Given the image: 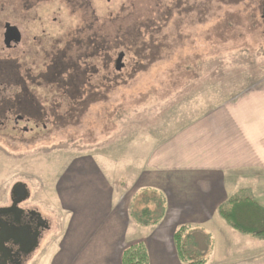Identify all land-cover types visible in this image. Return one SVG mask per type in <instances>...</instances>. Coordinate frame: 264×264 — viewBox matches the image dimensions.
I'll return each mask as SVG.
<instances>
[{
  "label": "rangeland",
  "instance_id": "rangeland-1",
  "mask_svg": "<svg viewBox=\"0 0 264 264\" xmlns=\"http://www.w3.org/2000/svg\"><path fill=\"white\" fill-rule=\"evenodd\" d=\"M32 1L37 2L32 15L47 21L27 26L22 18L30 0H0V114L7 104H14L44 130L34 137L20 131L24 123L16 133L7 123L0 125V144L11 155L0 151V188L16 179L30 185L31 201L46 211L42 216L51 229L27 264H47L68 222L69 208L59 202L57 186L66 172L61 191L68 182L75 190L78 180L85 178L80 174L75 180L68 172L72 162L91 161L93 170L86 178L94 180L75 193V210L99 215L107 209H100L103 204L116 206L119 200L125 209L135 193V180L147 169L152 153L163 152L167 138L264 79L263 0H88L93 21L82 0L74 5ZM4 23L21 34L20 43L9 49L2 43ZM33 36L41 41L31 47L33 61L25 66L22 56ZM67 42L70 46L64 45ZM121 52L125 57L119 72L114 62ZM67 55L71 64L64 62ZM36 65L42 76L53 73L54 79L37 78ZM56 67L61 83L56 81ZM72 69L76 81L90 79H82L76 92L66 85ZM30 73L40 82L32 84L38 90L31 89ZM85 85L92 93L80 90ZM33 96L45 98V104L23 100ZM6 114L13 115L10 110ZM5 134L19 139L10 147L1 138ZM149 191H143L144 201L129 216L144 205L151 209L155 202ZM154 193L161 205L163 198ZM130 219L140 234L147 232L133 216ZM194 232L184 231L192 249H187L182 264L206 260L211 252L209 239L208 249H197Z\"/></svg>",
  "mask_w": 264,
  "mask_h": 264
},
{
  "label": "crops",
  "instance_id": "crops-1",
  "mask_svg": "<svg viewBox=\"0 0 264 264\" xmlns=\"http://www.w3.org/2000/svg\"><path fill=\"white\" fill-rule=\"evenodd\" d=\"M252 87L167 138L163 152L152 153L147 169L135 180V193L125 209L119 200L116 206L103 204L100 209H107L99 215L75 210V193L94 180L86 178L93 170L91 161L72 162L68 172L75 180L80 174L85 178L78 180L75 190L68 182L61 191L66 172L57 184L58 200L69 208L68 222L47 264H121L123 251L138 242L145 245L149 264H182L173 240L180 227L203 234L206 249L211 241L203 264H264V239L240 233L217 213L236 198L252 199L264 210V79ZM144 190L163 198V216L140 234L128 213ZM234 215L240 224L264 223L261 210H232ZM96 218L101 220L97 225Z\"/></svg>",
  "mask_w": 264,
  "mask_h": 264
},
{
  "label": "flooded vegetation",
  "instance_id": "flooded-vegetation-1",
  "mask_svg": "<svg viewBox=\"0 0 264 264\" xmlns=\"http://www.w3.org/2000/svg\"><path fill=\"white\" fill-rule=\"evenodd\" d=\"M63 1H65L64 3H66V5L69 4L74 5L77 3L75 0H63ZM30 2L32 3H29L27 6L24 7V16L22 18V21H26L27 26H30L32 21H47V19H41L39 17H36L35 14L32 15L31 11L33 5L36 4L37 2L34 3L32 0H30ZM81 5L83 7L86 6L89 7L90 10L89 19L93 21L95 17H93V12L90 8L91 6L90 1L82 0ZM53 21H57V18L53 19ZM3 32H4V25H3ZM23 37L25 38L24 34ZM40 41L41 39L33 36L31 40L28 42V45L25 46L26 50L22 56L24 60L25 59L27 60V62H23L26 63L25 66H27L29 60H32V57L29 58V54L34 51L33 49H31V47L34 48L38 47ZM102 42H104V40H102ZM2 43H3V34H2ZM64 45L70 46V43L67 42L64 43ZM88 50L90 53L92 52L91 49ZM25 54L27 55V57L25 56ZM68 57H69L68 55L65 57L64 62L66 64H71L73 62V59L71 57L67 59ZM39 62H43V60L40 59ZM36 67L38 68V72L36 74L37 78L54 79L52 77L53 76L52 73L48 77L42 76L39 72V66L36 65ZM28 71L30 72V70ZM30 75L31 76L29 80L31 83V89L38 90V87H34L32 86V84L39 86L40 82L35 77H32L31 73ZM61 77H62L61 75L58 76L57 78L58 80L56 81L61 83ZM74 77L75 76L72 69V72L70 73L68 79L69 82ZM25 90L28 92L27 87H25ZM23 100L26 102H28L29 100V103L31 104L36 103L37 101H40L42 102V104H45L46 101L45 98L37 97V96L24 98ZM7 110H10L13 115L6 114ZM2 112L3 113L0 114V117H2V119H4L5 121L0 122V125L1 127H4L5 123H7V125H9L10 127V132L12 133L17 132V129L19 128V124L21 123L22 124L24 123V126H22V128L20 129V131L23 134H31V135L35 134L34 137H36L38 136L39 131L44 130L43 124L41 125V128H39V125L32 122L33 120H31L28 116L23 114L20 111V108L14 104H7ZM10 118H12V120ZM8 135L9 134H5V136H2L1 138L3 141L7 142V144H11L10 145L11 147L13 140L16 141L19 138H14V137L8 138ZM6 148L7 146L3 147L0 144V151H2L6 156H11L9 155L10 153L7 151ZM31 200H32L31 188L30 185L25 180L16 179L10 182L9 184L5 185L4 187L0 188V263L1 264H27L31 261L34 255L38 254V251L47 241L46 239L48 237L46 236L48 235L46 233L50 232L51 228L49 226V222L43 219L42 216L46 214V211L38 203H35L34 201ZM31 245H33L32 248Z\"/></svg>",
  "mask_w": 264,
  "mask_h": 264
},
{
  "label": "trees",
  "instance_id": "trees-1",
  "mask_svg": "<svg viewBox=\"0 0 264 264\" xmlns=\"http://www.w3.org/2000/svg\"><path fill=\"white\" fill-rule=\"evenodd\" d=\"M118 55H122L121 61L125 57L124 53H122V52L119 53ZM116 60H117V58H116ZM116 60L114 62V68H115ZM54 70H57L58 76L61 75L60 69L56 68ZM120 70H119V72H120ZM78 74L83 75L81 73H78ZM52 75H53V73H52ZM82 79L84 80V77H78L77 81H76V76H75L74 78H72L70 80L69 84H66V83L65 84L68 85V87L71 88V90L74 89L76 92V86L80 85ZM85 81L87 83L90 81V79L89 80L85 79L84 82ZM1 85H2V83H0V86ZM80 90L81 91L88 90L90 93H92L89 89L86 88V85L82 86V88L80 86ZM81 91H80V94H81V96H83V93ZM92 95H91V97H92ZM84 97H85V94H84ZM81 104H82V102H81ZM79 107H82V106H79ZM144 195H146V192L142 191V193L141 192L139 193V195L137 196V199H136L137 201H135L136 203L133 202L132 206L130 207V210H134L140 202L144 201V199H145ZM143 197H144V199H143ZM148 197H147V199H148ZM151 197H150V199L152 200V202H155L152 205L151 209L148 208L146 205H144V207L141 209V211L139 213H136V212H133V214L130 213V216H133L135 218L136 223L140 226H144V227L145 226L146 227L147 226H154V225L158 224L160 222V220L162 219L163 209L160 206V203H158L157 201L154 200V198H153L154 196L151 195ZM232 210H240V211L261 210L264 212V210L261 207L256 205L252 201V199L236 198V199H232V200L230 199L229 201H227L226 203L221 205L218 208L217 213L231 228H234L235 230L239 231L240 233L264 239V223H260V221H259L257 223H249L247 225L240 224L237 222V220H238L237 217L235 215L232 216ZM251 218H250L251 220H259V218L256 216H251ZM142 219H147V220L143 221ZM233 220L236 221V224H234L232 222ZM173 240H174V246H175L178 257L180 258L181 261L186 263L187 249L191 250L192 248H190L189 246L187 247V245H186L188 240L184 237L183 227H180V229H178L175 232V234L173 236ZM121 264H149L148 253H147L145 245L142 242H138L136 244H133V245L127 247L122 253ZM188 264H203V261H196V262L189 261Z\"/></svg>",
  "mask_w": 264,
  "mask_h": 264
},
{
  "label": "water",
  "instance_id": "water-1",
  "mask_svg": "<svg viewBox=\"0 0 264 264\" xmlns=\"http://www.w3.org/2000/svg\"><path fill=\"white\" fill-rule=\"evenodd\" d=\"M261 17L264 19V0L262 2L261 6ZM21 41V34L20 31L16 26H13L9 23L4 24V32H3V46L6 49H9L13 45H17ZM122 55H119L116 60L115 69L116 71H119L122 68L121 63ZM193 239L195 241V244L197 246V249L199 251H205L206 250V243H205V237L201 233H195L193 234ZM33 245H31V248ZM1 264V263H0Z\"/></svg>",
  "mask_w": 264,
  "mask_h": 264
}]
</instances>
